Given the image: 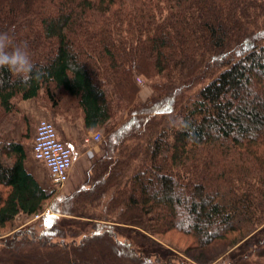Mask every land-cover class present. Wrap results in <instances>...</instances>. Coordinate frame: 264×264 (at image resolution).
Wrapping results in <instances>:
<instances>
[{"label":"trees","instance_id":"obj_1","mask_svg":"<svg viewBox=\"0 0 264 264\" xmlns=\"http://www.w3.org/2000/svg\"><path fill=\"white\" fill-rule=\"evenodd\" d=\"M3 32L34 72L0 69V231L39 221L0 234V264H150L130 230L198 253L249 240L229 264H264V0H0ZM29 99L102 131L65 197L6 137Z\"/></svg>","mask_w":264,"mask_h":264},{"label":"rangeland","instance_id":"obj_2","mask_svg":"<svg viewBox=\"0 0 264 264\" xmlns=\"http://www.w3.org/2000/svg\"><path fill=\"white\" fill-rule=\"evenodd\" d=\"M138 78H135V81ZM139 86L138 99L144 101L149 93V83L142 80L136 81ZM43 103L44 101L40 100ZM67 100L63 101L62 108L67 107ZM44 105L45 115L34 118H27L18 113L15 115L13 126L6 134L7 139L14 141H21L28 152V156H31L32 141L35 133V127L39 119L45 118L53 122L59 138L63 136L69 137V145L73 152V165L69 173V180L63 187H54L47 177V173L44 172L43 179L40 180L41 185L44 188H52L56 191V198L65 197L76 188L80 181L86 178L88 165L94 160L96 155L101 150L102 131H97L100 134V140L96 144L89 145L87 147L82 145V139L86 137L87 131L82 127V122L78 114L66 115L60 112H52L50 107ZM47 108V109H46ZM18 109V108H17ZM23 115V116H22ZM95 134V132H94ZM46 215V212L44 213ZM39 221L38 217H26L19 215L11 224V230L9 228L1 230L0 234L10 235L14 231L30 229L37 226ZM35 225V226H34ZM121 240L130 243L140 253H143L150 259V264H229L233 259L243 255L250 248V241L244 240L240 242L234 248H228L221 245H211L206 250L198 253L195 249H190L188 245L190 241L184 236H180L175 233L168 234V236L162 239L163 242H157L154 238L148 239L137 230H130L125 233L119 234ZM191 246V245H189ZM190 249V251H187ZM187 251V252H186ZM99 256V254H95ZM195 259V262L191 261Z\"/></svg>","mask_w":264,"mask_h":264},{"label":"built area","instance_id":"obj_3","mask_svg":"<svg viewBox=\"0 0 264 264\" xmlns=\"http://www.w3.org/2000/svg\"><path fill=\"white\" fill-rule=\"evenodd\" d=\"M99 140V133H91L83 138L82 144L87 147ZM31 153L32 158L46 168L49 181L54 187H63L68 182L73 165V153L70 147L60 141L50 120L45 118L38 120Z\"/></svg>","mask_w":264,"mask_h":264},{"label":"clouds","instance_id":"obj_4","mask_svg":"<svg viewBox=\"0 0 264 264\" xmlns=\"http://www.w3.org/2000/svg\"><path fill=\"white\" fill-rule=\"evenodd\" d=\"M26 49V44L14 45L13 37L8 32L0 33V69L7 68L25 83L33 79L34 72V65ZM41 74L37 71L35 78L39 79Z\"/></svg>","mask_w":264,"mask_h":264},{"label":"crops","instance_id":"obj_5","mask_svg":"<svg viewBox=\"0 0 264 264\" xmlns=\"http://www.w3.org/2000/svg\"><path fill=\"white\" fill-rule=\"evenodd\" d=\"M17 108L19 110V112L21 114H23L25 117L27 118H36L39 116H44L45 110H44V105L43 103H38L37 101L33 100V99H29V100H25V101H21L17 104ZM82 122V127H83V120L80 117ZM93 132L89 131L87 132V135L91 134ZM58 136V134H57ZM59 138V136H58ZM60 141H62L65 145H67L68 147H70L69 145V137L67 136H63L62 138H59ZM25 168L28 171V173H30L35 180L39 183V185H41L40 180L43 179V174L44 172L47 173V170L44 168V166L33 160L32 156H28L27 162L25 163ZM47 177H48V173H47ZM42 186V185H41ZM43 187V186H42Z\"/></svg>","mask_w":264,"mask_h":264}]
</instances>
